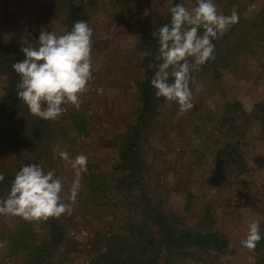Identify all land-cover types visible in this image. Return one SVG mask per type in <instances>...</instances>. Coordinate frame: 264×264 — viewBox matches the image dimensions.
<instances>
[{"label":"rangeland","instance_id":"1","mask_svg":"<svg viewBox=\"0 0 264 264\" xmlns=\"http://www.w3.org/2000/svg\"><path fill=\"white\" fill-rule=\"evenodd\" d=\"M225 1L215 0L219 14L223 15ZM235 1L241 10L238 14L248 21L255 19L262 5V0ZM175 2L187 9L196 5V0H96L89 20L93 33L92 77L80 95V107L66 106L55 120H34L56 127L52 156L65 203L70 201L76 176L70 160H62L59 152L66 150L73 159L86 155L102 173L112 174L118 139L134 121L138 109L136 85L142 58L138 50L139 23L161 22ZM65 14V0H0V44L38 42L41 31L62 35ZM229 28L224 35L228 36ZM252 45L249 54L246 51L225 68L204 64L192 74L193 108L189 111L182 113L176 103L162 98L158 116L141 142L148 193L167 216L196 229L208 212L210 228L229 239V252L225 254L198 255L196 260L180 258L173 264H264V251L255 253L240 243L250 223L257 221L264 227V135L252 116L254 106L264 101V36ZM4 86L0 79V98ZM227 104L239 108L236 113L232 111L234 119L224 124ZM70 111L87 120L86 136L74 131L68 119ZM225 126L238 133L236 150L241 164L237 177L218 173L213 165L216 152L225 142ZM13 168V155L0 153V172ZM244 192L254 195L253 204L258 201L255 208H235L234 201L245 197ZM109 199V206H94L80 187L71 204V215H62L66 237L77 243L75 252L57 256L64 264H88L94 258L98 249L91 243L95 232H123L134 214L130 201H121L113 192ZM21 219L0 215V264H24V255L7 256L5 241L7 230ZM33 223L37 234L43 235L42 221Z\"/></svg>","mask_w":264,"mask_h":264},{"label":"trees","instance_id":"2","mask_svg":"<svg viewBox=\"0 0 264 264\" xmlns=\"http://www.w3.org/2000/svg\"><path fill=\"white\" fill-rule=\"evenodd\" d=\"M96 0H65V19L63 34L70 31L77 21H85L89 25L90 15ZM173 4L172 6H175ZM235 0L224 2L223 15H230L237 8ZM170 23V13L157 24L139 23L138 50L142 53L140 61L139 81L136 85L138 109L134 121L127 125L118 139L117 155L112 167V174L102 173L95 163L88 161L86 173L82 174L81 186L86 191V198L94 206L111 205L109 194L120 196L121 201L128 199L133 209V216L126 221L122 233L104 234L95 232L91 243L98 247L96 255L88 264H173L175 260L184 258L196 260L199 256L225 254L229 252V239L221 232L210 228V215L204 214L201 224L196 229L177 223V218L169 217L162 206L150 197L145 179V158L141 147L144 134L154 124L158 116L162 98H157L150 81L155 73L154 65L158 64V42L153 33L163 24ZM62 34V35H63ZM264 36V0L255 19L248 21L238 14V22L229 28L228 36L214 40V59L206 65L226 67L233 60L252 51V43ZM26 45L38 47V42L28 41L24 44H0V79L4 81L3 94L0 98V153H10L14 158L11 172H0L5 179L0 182V199L7 197L11 182L22 166L37 164L47 172L55 171L52 156V144L57 139L54 125L35 123L37 117L32 116L25 105L18 100L16 85L19 76L12 65L23 59L21 48ZM195 72V71H194ZM192 72L191 75L194 73ZM217 73V72H216ZM68 105H65L66 107ZM227 111L223 116L224 124L234 119L232 111H238L239 105H225ZM69 122L77 135L86 136V119L83 115L70 111ZM243 115V113H242ZM252 116L256 119L264 135V101L254 106ZM30 120V121H29ZM234 128L233 125H230ZM227 128L225 142L213 159L218 173L237 177L241 164L236 150L238 133ZM245 197L237 198L235 208L253 204V194L244 192ZM123 199V200H122ZM45 233L38 235L33 222L23 219L10 230H7L5 241L7 256L24 255V264H64L59 256H66L76 251L77 243L66 237L67 225L63 216L42 221ZM261 228L264 236V227ZM251 251H264V238ZM58 256V257H57Z\"/></svg>","mask_w":264,"mask_h":264},{"label":"clouds","instance_id":"3","mask_svg":"<svg viewBox=\"0 0 264 264\" xmlns=\"http://www.w3.org/2000/svg\"><path fill=\"white\" fill-rule=\"evenodd\" d=\"M168 11L170 23L153 33L159 45V63L154 65L156 70L150 84L158 99L176 103L183 113L193 108L191 73L214 59L213 41L238 22V13L233 8L230 15L219 14L215 0H196L191 9L176 4ZM92 35L85 21H77L63 35L41 31L38 47L21 48L23 59L12 65L19 76L16 94L32 116L50 121L64 113L65 105L80 107V95L92 77ZM59 157L70 160L76 176L69 203L61 198L63 184L55 171L46 172L40 165L29 164L15 174L7 197L0 199V215L20 217L27 222L71 215L80 179L88 171V157L81 154L73 159L66 150L59 152ZM4 179L0 174V182ZM262 238L259 222L253 221L240 243L252 250Z\"/></svg>","mask_w":264,"mask_h":264}]
</instances>
